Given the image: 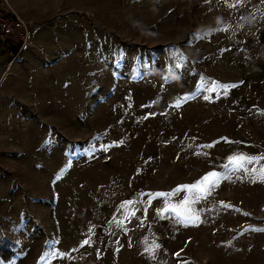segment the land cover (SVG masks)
Instances as JSON below:
<instances>
[{
	"label": "rangeland",
	"instance_id": "obj_1",
	"mask_svg": "<svg viewBox=\"0 0 264 264\" xmlns=\"http://www.w3.org/2000/svg\"><path fill=\"white\" fill-rule=\"evenodd\" d=\"M12 1L30 32L0 85V264H264V160L224 168L264 156V0ZM210 171L196 223L158 214L148 194Z\"/></svg>",
	"mask_w": 264,
	"mask_h": 264
},
{
	"label": "snow or ice",
	"instance_id": "obj_2",
	"mask_svg": "<svg viewBox=\"0 0 264 264\" xmlns=\"http://www.w3.org/2000/svg\"><path fill=\"white\" fill-rule=\"evenodd\" d=\"M239 2V0H237ZM233 85L232 87H234ZM228 87V86H224ZM207 99V97H205ZM264 160V156L255 157L247 156L245 154H236L228 157V164L224 165L225 169H228L230 166L233 169H243L248 171L247 165L253 162H259ZM252 172L261 180H264V166H261L259 169H252ZM220 173L215 171L207 172L199 180L192 184L180 185L176 189H173L172 192H158L154 194H148L151 197H163L164 198V207L159 210L160 215H163L166 212H171L179 223H196L199 220V216L196 214L193 205L200 199H203L211 190L217 185L220 179ZM183 191L185 193L184 199L180 201L179 204H174L171 202L170 197L175 196L177 193ZM126 204H131V201L125 202ZM224 207H231V205H223ZM135 213H131L134 215ZM259 231H264V229H254ZM88 243V241H84ZM159 245L153 244L152 248H146V251L151 252L155 248H158ZM179 256V253H176ZM43 259V257H41Z\"/></svg>",
	"mask_w": 264,
	"mask_h": 264
},
{
	"label": "built area",
	"instance_id": "obj_3",
	"mask_svg": "<svg viewBox=\"0 0 264 264\" xmlns=\"http://www.w3.org/2000/svg\"><path fill=\"white\" fill-rule=\"evenodd\" d=\"M29 32V23L16 13L8 0H0V47L7 51L9 58L3 69L0 70V85L10 65L18 57L23 47L28 44ZM86 263L99 264L92 254L87 256Z\"/></svg>",
	"mask_w": 264,
	"mask_h": 264
},
{
	"label": "trees",
	"instance_id": "obj_4",
	"mask_svg": "<svg viewBox=\"0 0 264 264\" xmlns=\"http://www.w3.org/2000/svg\"><path fill=\"white\" fill-rule=\"evenodd\" d=\"M13 256L14 248L12 244L9 242L0 241V260L3 262H9Z\"/></svg>",
	"mask_w": 264,
	"mask_h": 264
},
{
	"label": "crops",
	"instance_id": "obj_5",
	"mask_svg": "<svg viewBox=\"0 0 264 264\" xmlns=\"http://www.w3.org/2000/svg\"><path fill=\"white\" fill-rule=\"evenodd\" d=\"M8 1L10 2V4L13 6V8L16 10V12L18 13V15L21 18H23L24 16H26V13H25L24 9H22V6H19V4H17L16 1H12V0H8Z\"/></svg>",
	"mask_w": 264,
	"mask_h": 264
}]
</instances>
